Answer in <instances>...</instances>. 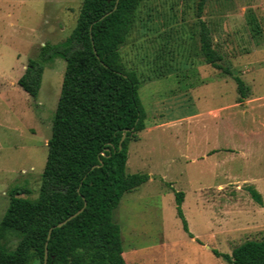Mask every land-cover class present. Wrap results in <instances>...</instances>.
<instances>
[{"label":"rangeland","instance_id":"1","mask_svg":"<svg viewBox=\"0 0 264 264\" xmlns=\"http://www.w3.org/2000/svg\"><path fill=\"white\" fill-rule=\"evenodd\" d=\"M83 1L0 0V221L11 189L39 194L66 61L46 64L37 97L18 80L43 47L71 35ZM202 21L246 98L233 75L200 55ZM121 54L140 77L147 112L127 171L151 177L113 212L129 263L230 264L214 250L264 241V0H149ZM179 191L193 237L177 214Z\"/></svg>","mask_w":264,"mask_h":264},{"label":"trees","instance_id":"2","mask_svg":"<svg viewBox=\"0 0 264 264\" xmlns=\"http://www.w3.org/2000/svg\"><path fill=\"white\" fill-rule=\"evenodd\" d=\"M147 1L84 0L71 35L61 44L43 47L39 57L28 62L18 84L33 97L38 96L48 62L60 56L66 70L39 194L23 198L31 191L21 186L9 192L0 221V264H44L47 243V264H130L113 212L126 193L151 177L127 171L130 143L139 141L146 129L147 112L139 95L140 77L126 67L121 48ZM202 9L200 2L199 13ZM200 23L205 63L233 75L219 64L222 56L207 24ZM234 79L241 98H246L245 81L237 75ZM249 192L263 204L260 193L253 188ZM184 198V192L175 193L177 214L193 237L182 208ZM81 209L67 224L54 228L48 239L52 227ZM12 237L18 239L14 250L8 246ZM214 254L230 264H264V241H247L232 254Z\"/></svg>","mask_w":264,"mask_h":264},{"label":"water","instance_id":"3","mask_svg":"<svg viewBox=\"0 0 264 264\" xmlns=\"http://www.w3.org/2000/svg\"><path fill=\"white\" fill-rule=\"evenodd\" d=\"M116 9V8H115ZM126 138V133L123 134V137H122V140H121V143L125 140ZM86 205V204H85ZM83 211V209L79 210L77 213L69 216L67 219L63 220L62 222L58 223L56 226L52 227L49 231V235H48V239H50L51 237V234H52V231L54 228H60L62 226H64L65 224H67L70 220H72L73 218H75L76 216H78L81 212ZM47 245L48 243L46 244V253H45V262L44 264H47V261H48V248H47Z\"/></svg>","mask_w":264,"mask_h":264}]
</instances>
